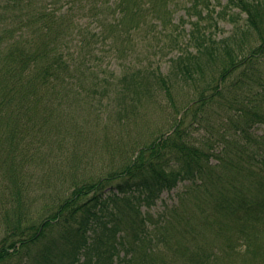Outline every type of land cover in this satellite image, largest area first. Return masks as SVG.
<instances>
[{
  "label": "trees",
  "instance_id": "obj_1",
  "mask_svg": "<svg viewBox=\"0 0 264 264\" xmlns=\"http://www.w3.org/2000/svg\"><path fill=\"white\" fill-rule=\"evenodd\" d=\"M107 1L0 0V182L16 202L0 264H264V0H229L217 17L213 0H189L178 23L175 0ZM229 13L238 19L219 38L215 19ZM148 38L155 54L178 52L166 71L151 57L124 69L113 119L95 98L113 83L95 59L140 53ZM157 104L173 110L171 129L133 139L124 117ZM80 109L100 118L75 120L79 137L128 136L96 173L90 154L82 173L62 167Z\"/></svg>",
  "mask_w": 264,
  "mask_h": 264
},
{
  "label": "rangeland",
  "instance_id": "obj_2",
  "mask_svg": "<svg viewBox=\"0 0 264 264\" xmlns=\"http://www.w3.org/2000/svg\"><path fill=\"white\" fill-rule=\"evenodd\" d=\"M189 0H175L171 4V21L173 20V23L180 22V16H184L186 13V8L189 5ZM229 0H213V5L215 8L214 17H217L216 10H222L224 6L228 3ZM91 0H87V5ZM107 4H111V0L107 1ZM84 6H86V3L84 1ZM112 9V8H110ZM244 15L242 14L241 17ZM232 18L238 19L236 15H232L231 13L226 15L225 19L216 20L217 22H220L219 28L216 29L214 27L212 30L219 36V38L223 36H227L231 33L234 22L232 21ZM193 19V18H191ZM214 21V20H213ZM214 21V22H215ZM240 22L243 20L240 19ZM179 26V25H178ZM97 29L101 28L100 22H97L96 24ZM189 23L187 25V28L189 29ZM152 38V37H151ZM148 38L147 41H144V45L142 47V51L140 53L138 52H129L127 51V56L124 59H119L118 57L122 56L123 54L120 51L115 50L114 51V57L113 59L109 56H106L100 60L101 57H103L104 50L108 49L110 46L108 44H104L102 42V38H99V41L94 43L96 45L98 52H101L100 58L95 59V65L94 69L102 76H108L112 79L113 83L111 84V91L108 94L102 95L100 92L96 93L95 98L103 96L105 99L104 105L106 107L108 106L109 114L112 110H115L116 113L113 114V119H117L118 114L121 113L120 108L122 105V99L123 95L122 93H126V91L119 85L118 81H120V78L122 77V73L124 69H126L127 66L134 67L135 64H146L151 57L153 60V67L160 68L161 71H166L167 68L170 66V59L172 56H175L178 52L176 49L175 51H172L169 48H162L161 52L155 54L154 48L151 45L150 39ZM113 46H120V44H113ZM175 53V54H174ZM85 61L90 64L88 61L89 57H85ZM126 96V95H125ZM96 106L100 105L97 103V100H95ZM105 107V108H106ZM102 108V107H101ZM81 110V111H80ZM77 110L75 113H73L68 120V124L70 125L69 135L77 140V144H73L68 148V158L70 161L66 159L62 163L63 168L72 167L71 165L78 167V172L82 173L84 172L85 167L88 169V157L89 154L91 155L90 158V170L95 171V173L99 170L96 167L102 166L104 164H107L104 157L105 154L109 155L111 152V145L115 146V150H117V145L120 143L121 137L120 134L123 133L126 137L127 133L123 132V129L121 128L118 131H113L111 133L105 134L104 132H96V131H90V135L85 134L83 137H79V135L76 132V129L74 128L75 120H78L79 122H88L92 119L97 120L100 117L98 114H95L96 112H99L100 110L96 111H89L87 114V111H83L82 109ZM123 111V110H122ZM141 112V111H140ZM129 114V113H125ZM142 116H136V120H134L130 115L124 117L127 121L133 122V125L137 126V128L134 130L136 135L132 136L134 139L141 138L144 139L146 136L154 137L158 136L161 132H168V130L171 129L173 122L171 117L173 114V110L167 106L162 105H155L152 109H150L147 113H141ZM171 114V115H170ZM107 116V114L102 115ZM91 124H89L90 126ZM122 131V132H121ZM74 152L77 153V156H73ZM120 153V152H119ZM122 154V153H120ZM120 154H117L116 162L118 160V157ZM114 157V158H115ZM111 158L108 156L106 160H110ZM113 162V160H111ZM110 161V162H111ZM73 167V168H75ZM64 170V169H63ZM65 171V170H64ZM51 181H56V177L53 176L51 178ZM7 189V185L4 182H0V239L4 235V229L9 224L8 220H11V222L15 219V216L13 214H5L7 211H10L13 209V206L16 205L15 200L12 201L11 192L7 191L4 193V191ZM177 190L173 191H165L161 198L158 200L157 204L152 208V211L159 212L165 208L166 205H171L175 200V194ZM38 197L36 201L31 205L32 210L36 211L41 207V194H43V191H38ZM37 195L36 190L33 192ZM11 224V223H10Z\"/></svg>",
  "mask_w": 264,
  "mask_h": 264
}]
</instances>
